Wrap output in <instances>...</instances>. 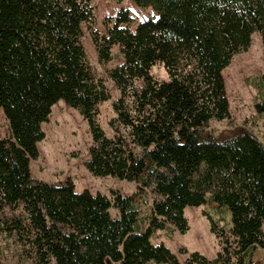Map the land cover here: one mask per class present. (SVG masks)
<instances>
[{"label": "trees", "instance_id": "obj_1", "mask_svg": "<svg viewBox=\"0 0 264 264\" xmlns=\"http://www.w3.org/2000/svg\"><path fill=\"white\" fill-rule=\"evenodd\" d=\"M134 1L158 17L132 32L122 9L101 35L93 0H0V106L11 132L0 138L1 229L32 264H254L253 251L264 250V143L244 130L216 136L210 123L231 118L223 71L254 33L264 50V0ZM83 25L101 65L115 46L125 59L108 71L120 92L112 137L99 119L111 94L87 58ZM157 65L169 81L152 75ZM261 83L256 111L264 115V75ZM61 100L89 125L88 171L136 183L134 195L110 199L78 193L69 180L33 178L42 125ZM148 195L152 211L143 219ZM209 202L232 215L228 227L211 220L214 261L196 252L181 263L152 244L158 230L187 233L185 209Z\"/></svg>", "mask_w": 264, "mask_h": 264}, {"label": "rangeland", "instance_id": "obj_2", "mask_svg": "<svg viewBox=\"0 0 264 264\" xmlns=\"http://www.w3.org/2000/svg\"><path fill=\"white\" fill-rule=\"evenodd\" d=\"M97 29L101 35L107 34L112 26L113 18L122 10H129L132 21L128 25L135 32L138 25L158 17L154 8H141L134 0H93ZM83 45L87 58L97 76L108 88L111 99L100 106V125L108 137L113 136L109 121L116 116L113 103L120 97V92L109 77V70L120 66L125 59L120 53L119 46L112 50L113 59L106 65H101L91 35L86 27L82 26ZM152 75L159 81H169V75L163 65L152 68ZM264 75V50L260 33H254L252 44L248 51L235 56L228 68L223 71L227 95L230 103L231 118L224 121H212L210 130L216 136L231 135L232 132L247 131L255 135L264 143V115L256 111V104L262 95L261 78ZM46 134L44 141L38 143L39 157L31 161L33 178L51 184L65 183L68 180L75 185L78 193L89 191L113 198L114 192L124 195H134L137 185L134 182L122 181L115 177L97 178L87 169L89 150L93 139L87 121L80 112L69 107L63 100L52 108L48 121L42 125ZM11 137L9 123L0 106V138ZM143 219L152 211V197L143 199L140 204ZM113 216L118 215L112 209ZM185 217L190 229L181 234L170 229L158 230L153 233V245H165L185 263L191 254L199 253L209 261H214L220 251L218 241L211 232V220L222 226H230L232 215L230 211L220 208L213 202L200 207H187ZM1 223V222H0ZM187 253H182L181 249ZM0 256L5 264H32L30 255L23 247L6 235L0 224ZM254 264H264V250L257 248L252 253ZM154 264V263H149Z\"/></svg>", "mask_w": 264, "mask_h": 264}]
</instances>
